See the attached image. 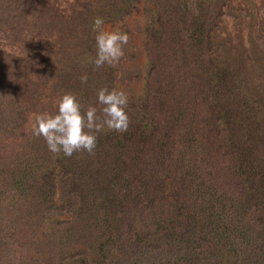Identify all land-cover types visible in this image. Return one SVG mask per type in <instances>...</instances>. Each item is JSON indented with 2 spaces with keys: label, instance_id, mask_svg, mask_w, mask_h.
<instances>
[{
  "label": "trees",
  "instance_id": "obj_1",
  "mask_svg": "<svg viewBox=\"0 0 264 264\" xmlns=\"http://www.w3.org/2000/svg\"><path fill=\"white\" fill-rule=\"evenodd\" d=\"M98 2L64 18L46 0H0V135L23 131L38 108L57 112L59 90L44 87L55 70L36 44H44L42 37H76L78 28L92 37L94 19L115 14L118 0ZM152 2L154 34L172 11L188 27L191 43L204 42L199 36L208 24L200 19L207 13L199 3L208 6L207 0ZM194 4L199 16L188 22ZM179 43L175 39L171 54L156 64L159 75L141 112L126 107L127 131L96 133L94 154H54L33 136L23 146L33 151L26 161L22 152L15 163L0 164V264L53 263L51 249L58 264H264V100L258 118L254 107L239 111L227 99L234 132L216 134L214 120L197 112L198 87L190 82L195 67ZM214 54L215 67L222 63ZM78 57L86 64L82 69H76ZM64 58L69 65L59 81L72 82L59 87L77 97L82 112L94 106L99 114L97 93L110 90V81L94 76L105 72L85 52L64 51ZM87 66L94 74L82 83ZM229 76L225 69L209 74L214 81ZM160 188L166 190L154 191ZM88 229L89 235L79 232Z\"/></svg>",
  "mask_w": 264,
  "mask_h": 264
},
{
  "label": "rangeland",
  "instance_id": "obj_2",
  "mask_svg": "<svg viewBox=\"0 0 264 264\" xmlns=\"http://www.w3.org/2000/svg\"><path fill=\"white\" fill-rule=\"evenodd\" d=\"M46 1L48 6H55L63 11L65 18L74 15L78 10H84L85 6L92 9V5L93 7L99 5L98 1L101 0ZM207 1L208 6H205L206 3H199L201 7H206L204 12L207 13L206 16L200 19L203 27L205 21L208 24V30L204 32L205 35L199 36L202 37L204 42L199 43L198 40H194L191 43L190 37H187L185 33L188 27H184L182 19H178V14L171 11V14H169L170 20L165 23L159 34H154L157 14L155 17V12L152 11V0H121V2L118 0L117 3L112 5L117 6L114 11L115 14L102 17L104 28L109 31L119 30L126 33L129 36V41L123 47L124 55L120 61L115 66L104 65L101 69L105 73H100L94 77L100 81H103L106 77L104 83L110 81V90L115 88L126 93L128 97L127 108L132 112L133 110L141 112L142 107L147 104L148 91L149 93L154 91L155 80L159 75L156 64L162 56L171 54L173 43L175 44V39H177L180 42L179 46L184 45L187 47L188 63L195 67L196 78L190 82H193L195 86L197 84L198 87L197 112L200 113V117L206 116L213 119L214 130L216 134L220 133L222 137L224 134L229 135L234 132L233 124H229L226 120L225 108L229 104L226 102L227 99H231L232 102L236 101L237 105L234 108L239 111H241V108L242 111H247L248 106L254 107L258 111L253 115L260 117L259 101L264 100V0ZM154 7L158 9L159 6ZM193 8L195 12L192 11L189 14L188 22H191L195 16H199L195 4ZM170 9H172L171 4ZM78 30L81 31V35L78 33L76 37H50L47 41H45V37H42L44 41L40 43L44 42V44H36L40 50H44L46 65L50 64V69L55 70L54 74H48L44 79L46 90L50 88L52 90L58 89V93L63 95L64 91L62 89L67 86V83L71 85V80L59 81L63 76L62 71L67 69L69 65L67 59L64 58V51H70L75 55L85 52L86 56L94 60L96 55V33L92 37H83L82 30L80 28ZM179 31H182V34H176ZM65 38H70V40ZM79 38L83 40L80 41ZM217 43L219 44L217 45ZM3 45V42L0 43V50L5 48ZM201 45H204V49L201 48ZM212 46L211 51L209 47ZM215 51L219 53L222 64L214 67L212 59L215 57ZM243 58L245 61H242ZM53 59L57 60L54 66L51 65ZM82 61L84 59L81 57L77 58L76 69L84 68L86 64ZM215 69H225L230 76L224 80H210L209 74ZM81 71L82 75L94 74L88 66L84 71ZM165 77L168 80L170 79L167 73ZM175 79L177 80V78ZM61 84H63L62 89L59 87ZM231 84L235 86V91L229 87ZM53 106L56 108L57 104H53ZM38 109L36 112L31 111L26 119V128L24 126L23 131L5 136L1 130L3 134L0 135V164L15 163L18 158L17 154L22 152H24L23 160L25 161L33 154V151H27L23 146L26 142L28 145L34 136L32 125L34 114L41 113V110ZM2 113L3 110H0V114ZM260 137H264V130ZM52 155L55 158V155ZM219 159L223 164H226V162L230 164V158L221 157ZM23 160L21 162H24ZM161 190L166 189L160 188V190L156 189L154 191L158 193ZM79 232L89 235L90 230ZM28 241L29 239H25L24 243ZM50 257L53 263L46 261L47 264H58L55 250H50Z\"/></svg>",
  "mask_w": 264,
  "mask_h": 264
},
{
  "label": "clouds",
  "instance_id": "obj_3",
  "mask_svg": "<svg viewBox=\"0 0 264 264\" xmlns=\"http://www.w3.org/2000/svg\"><path fill=\"white\" fill-rule=\"evenodd\" d=\"M96 41L94 63L97 69L104 65L115 66L123 57V47L127 45L129 36L119 30L109 31L104 28L102 17L93 21ZM87 74L81 76V82H87ZM98 109L89 106L82 112V105L72 93H64L56 101L55 114H34L32 133L42 137L50 152L63 153L71 157L75 152L94 154L97 135L101 131L123 133L129 126V117L125 109L128 97L122 90L101 88L97 93Z\"/></svg>",
  "mask_w": 264,
  "mask_h": 264
}]
</instances>
